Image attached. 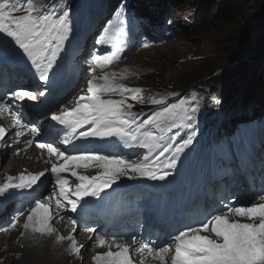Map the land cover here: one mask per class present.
Listing matches in <instances>:
<instances>
[{"label":"snow or ice","instance_id":"1","mask_svg":"<svg viewBox=\"0 0 264 264\" xmlns=\"http://www.w3.org/2000/svg\"><path fill=\"white\" fill-rule=\"evenodd\" d=\"M125 12V5L121 3L114 14L116 23H108L107 38L99 40V43L112 44L114 38L125 34L124 21L121 19ZM69 15V10L58 13L55 4L49 6L40 0H0V34L10 38L21 54L36 68L40 79L47 81L48 73L53 69L71 32ZM118 59V54L111 51L106 54H93V67L89 71L103 69ZM126 78L127 70L119 78L116 73H105L100 78L102 82L95 78L89 79L87 95L78 97L74 108L54 112L51 121L68 130V135L62 141L65 145L76 138L106 140L115 137L128 146L137 145L145 149L146 153L137 158L138 162H133L122 156L96 152L66 154L52 143L37 144L40 149L47 150L49 157H56L63 163H53L50 170H46L54 177L53 190L44 197L49 203H43L39 199L34 201L35 207L31 208L23 224L25 233L30 231L33 234L50 236L57 231L53 227V221L63 220L64 217L54 213L52 201L56 209L70 206L69 210L75 213L81 207L82 201L86 207V198L100 197L101 193L111 188L121 177L166 180L171 172L162 169L161 157L171 154L166 167L173 169L179 156L193 144V135H187L176 144L168 133L173 129L192 128L198 112L197 107L185 106L184 101L168 105L164 97H153L149 100L143 95V89L129 88L118 82V79ZM45 94L46 92L40 93L41 96ZM106 95L125 98L104 99ZM11 97L17 100L37 98L35 94L23 89L11 93ZM128 99L161 107L147 118L138 119L139 114L131 110L135 105L128 103ZM12 108L10 103H0V115L10 114ZM15 125L25 126L19 117L16 118ZM85 126H88L87 130H84ZM31 133H38V129L31 127L29 134ZM6 134V129L0 125V141ZM16 135L21 136L23 133L17 132ZM27 143L30 145L32 142L29 140ZM90 165L103 169L102 173L90 176L77 171L80 168L88 169ZM65 173H70L75 178L74 187ZM44 176L45 171L22 173L17 182L9 177L7 182L0 185V196L10 195V189H33ZM255 199L264 201V192H260L254 197V201ZM230 215L246 218L251 222L230 219ZM18 223L17 220L11 227L16 228ZM76 223L73 219L72 224ZM86 230L92 233L96 231L94 228ZM72 231L73 234L67 237L58 235L57 240H69L71 252L79 256L83 246L78 245L75 239V228ZM202 232L208 234L202 235ZM96 246L109 249L93 257L97 264H135L132 251L142 254L141 264L145 257L158 260L159 264H264V203L253 202L248 206L230 207L227 213L223 208L216 213H210L198 226L178 230L162 246L153 241L140 243L135 236L132 237L131 244L116 242L115 238L112 242L97 238ZM112 248L118 251H112ZM173 252L169 261V254Z\"/></svg>","mask_w":264,"mask_h":264},{"label":"rangeland","instance_id":"2","mask_svg":"<svg viewBox=\"0 0 264 264\" xmlns=\"http://www.w3.org/2000/svg\"><path fill=\"white\" fill-rule=\"evenodd\" d=\"M186 1H189L191 5L187 10L191 13L194 6L203 4L205 14L204 18L200 19L198 26L188 30L182 29L181 36L177 40H173L175 43L157 47L136 62L148 64L154 68L155 73L149 77V81L155 87L165 86L171 81L177 86L183 87L203 80L209 74H216L215 78L207 79V83L213 79L215 83L221 82L222 86L228 83L231 86L236 84L235 86H238L242 93L244 82L249 79H251L250 82H253V78L257 74H264V26L262 27L260 24L264 21L262 20L264 13H258V18L253 16L250 19H234L230 24H224L220 18L226 10V4L231 0H227V3L226 0ZM243 1L244 4H250L258 9L261 8V3H264V0ZM252 9L249 10L251 13L254 12ZM244 33L249 38L248 48L240 53L241 47L236 39L237 36ZM227 42H231V45H228ZM229 47L236 48L232 55L227 52ZM256 53L260 56L257 57ZM200 58H205L206 61L199 63ZM261 83V88L264 90V82ZM15 250L20 251V248L16 247ZM36 250L38 247L28 251L36 252ZM25 258L26 254L19 263L23 264ZM14 262L18 261L14 259ZM14 262L6 261L3 264H14Z\"/></svg>","mask_w":264,"mask_h":264},{"label":"trees","instance_id":"3","mask_svg":"<svg viewBox=\"0 0 264 264\" xmlns=\"http://www.w3.org/2000/svg\"><path fill=\"white\" fill-rule=\"evenodd\" d=\"M226 3H227V0H226ZM251 8H253L252 10L254 11L252 13L249 11ZM263 8H264V3H261V8L258 9V7L254 8L250 4H244L243 0H231L230 2H228L226 4V10L222 14V17L220 18V20L224 24H227V23L230 24L234 19L235 20L236 19H242V18L243 19H245V18L250 19L253 16L256 17L258 15V13L259 14H263L264 13V9ZM249 13H251V15H248ZM256 18H258V16ZM262 20H264V18H262ZM260 24H262V27H263L264 26V21L261 22ZM236 40L238 42V45L241 47V50L239 51L240 53L248 48L247 44H248L249 38L246 36V33H244L243 35L237 36ZM227 44L231 45V42H227ZM263 49H264V46H263ZM235 51H236V48H233V47L227 48V52L230 55H232V53H234ZM256 56L259 57L260 55H258L256 53ZM232 58H233V56H232ZM239 59H241V58L239 57ZM248 81L249 80L244 82L245 83V86L243 88L244 91H242V93H241L242 97L245 100L253 98V97H255L257 95V92H255V90L253 89V87L255 86V83L252 84V83H249ZM235 85L236 84H234L233 87H232L233 90H234V95L232 94L233 96H231L233 102H235V98L237 97V91H238V86L236 87ZM212 87L215 89V85H212ZM217 89L218 90H216V92L220 96H222L223 94H225L226 91H228L229 84H225V85L222 86V83H220L219 85H217ZM231 97H228V98H231ZM224 99L225 100L227 99V95H225ZM225 104H229V103H225Z\"/></svg>","mask_w":264,"mask_h":264},{"label":"bare ground","instance_id":"4","mask_svg":"<svg viewBox=\"0 0 264 264\" xmlns=\"http://www.w3.org/2000/svg\"><path fill=\"white\" fill-rule=\"evenodd\" d=\"M160 13L164 14V12H159V13H157V15H159ZM144 15H146V14H144ZM153 70H154V68L152 66H149L148 64H141L137 67V71L141 72V73H147V72H151ZM260 182L261 183L264 182V177L262 180H260ZM192 191H195V193H200L197 190H192ZM4 223L5 222L0 221V227H6L4 225ZM35 244H36V246H32V247L33 248L38 247V250H36V252L28 251L29 249L26 250V251H28V252H26L28 254V264H53L52 262H54L55 264H61L63 262V259L59 257L58 253L51 251L49 249V247H46V248L41 250L42 247L39 246L40 241H35ZM21 261L22 260H19L18 262H21Z\"/></svg>","mask_w":264,"mask_h":264}]
</instances>
